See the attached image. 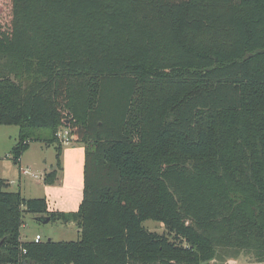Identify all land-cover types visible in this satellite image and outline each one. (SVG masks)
I'll return each instance as SVG.
<instances>
[{
    "label": "trees",
    "instance_id": "obj_1",
    "mask_svg": "<svg viewBox=\"0 0 264 264\" xmlns=\"http://www.w3.org/2000/svg\"><path fill=\"white\" fill-rule=\"evenodd\" d=\"M0 4V125L19 127L14 164L37 129L55 142L65 125L85 144L75 211L0 178V264L264 262V0ZM25 214L75 222L79 236L23 241Z\"/></svg>",
    "mask_w": 264,
    "mask_h": 264
},
{
    "label": "rangeland",
    "instance_id": "obj_2",
    "mask_svg": "<svg viewBox=\"0 0 264 264\" xmlns=\"http://www.w3.org/2000/svg\"><path fill=\"white\" fill-rule=\"evenodd\" d=\"M0 11H2L0 24L7 26L10 18L8 4H4V7L3 4H0ZM67 120H72V113L68 115ZM64 129L69 130L65 125H60L56 132ZM18 132L17 125H0V177L14 180L12 190H18L17 182L21 178L24 184V188H21L23 195L31 198L45 197L52 210L75 211L83 194L85 144L74 142L71 132L69 135L72 136V140L67 144L62 143L56 135L58 143L62 144L58 163L57 141L49 142L52 136L51 130L37 129L28 140L29 146L22 154V163L18 166L10 157V151L18 141ZM26 167H29L30 171L37 174L38 177L21 174L19 169ZM51 167H56L55 180L52 183H45L43 181L44 174L49 172ZM35 217L36 215L33 214H25V225L20 228L21 240H33L36 233L41 235L42 241L49 238L55 241H69L76 240L79 236L78 226L75 222L72 225L69 224L70 222L65 223L60 220L41 223L34 220ZM143 225L150 231L160 234L166 232L164 225L159 221L146 220ZM231 255V257L223 256L219 260L213 259L210 264H229V262L231 264H264V262H256V258L252 254L245 252ZM227 259L229 262L226 261Z\"/></svg>",
    "mask_w": 264,
    "mask_h": 264
},
{
    "label": "built area",
    "instance_id": "obj_3",
    "mask_svg": "<svg viewBox=\"0 0 264 264\" xmlns=\"http://www.w3.org/2000/svg\"><path fill=\"white\" fill-rule=\"evenodd\" d=\"M69 130H59L56 135L59 137L60 141L64 144H67V143H71V140H72V136L69 135ZM21 173L23 175H30V176H33V177H38L37 174H34L30 171L29 168H22L21 169ZM42 239L41 235L40 234H36L33 238V240L35 242H39L40 240ZM23 252L25 253V249H23Z\"/></svg>",
    "mask_w": 264,
    "mask_h": 264
},
{
    "label": "crops",
    "instance_id": "obj_4",
    "mask_svg": "<svg viewBox=\"0 0 264 264\" xmlns=\"http://www.w3.org/2000/svg\"><path fill=\"white\" fill-rule=\"evenodd\" d=\"M21 163H22V157L20 158V163L19 164H17L18 166H20L21 165ZM27 168H29V167H27ZM30 169V168H29ZM54 169H56V167L54 168V167H51V169L49 170V171H51V170H54ZM20 170V173H21V169H19ZM22 174V173H21ZM44 174V173H43ZM0 178H2V177H0ZM3 179H5V178H3ZM7 181H8V183H9V186H8V190H11V191H17V190H12V184L14 183V180H9V179H6ZM17 186H18V190L21 192V188H24L23 186H24V184H23V182H22V180H21V178H19V181L17 182ZM21 194L23 195V193L21 192ZM24 196V195H23ZM25 197V196H24ZM26 198H31V197H26ZM50 210H52L51 208H49ZM34 220H36V217L35 218H33ZM37 221V220H36ZM37 222H39V221H37ZM72 223L73 222H70L69 224H71L72 225ZM25 224H23L22 226H24ZM79 229L77 228V231H78ZM36 234H38V233H36ZM35 234V235H36ZM32 240V239H31ZM227 262H229L228 260H227ZM225 264H227V263H225ZM229 264H231L230 262H229ZM236 264V263H235Z\"/></svg>",
    "mask_w": 264,
    "mask_h": 264
},
{
    "label": "water",
    "instance_id": "obj_5",
    "mask_svg": "<svg viewBox=\"0 0 264 264\" xmlns=\"http://www.w3.org/2000/svg\"><path fill=\"white\" fill-rule=\"evenodd\" d=\"M36 220L41 222V223H46V222L50 221V218L49 217H36ZM49 240H50V238H49Z\"/></svg>",
    "mask_w": 264,
    "mask_h": 264
}]
</instances>
